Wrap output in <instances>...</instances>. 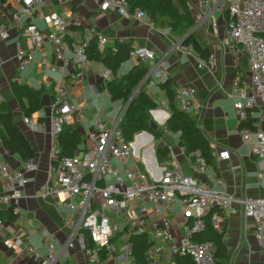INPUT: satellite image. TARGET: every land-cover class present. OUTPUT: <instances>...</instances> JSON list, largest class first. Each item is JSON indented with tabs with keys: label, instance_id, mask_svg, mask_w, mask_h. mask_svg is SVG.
Returning <instances> with one entry per match:
<instances>
[{
	"label": "built area",
	"instance_id": "2783aa9c",
	"mask_svg": "<svg viewBox=\"0 0 264 264\" xmlns=\"http://www.w3.org/2000/svg\"><path fill=\"white\" fill-rule=\"evenodd\" d=\"M14 1L21 5L19 11L0 10V41L8 40L12 30L16 32L14 58L18 73L33 63V51L41 49L45 43L51 44L55 62L48 70L54 76L55 86L46 119L37 120L32 116L22 119L31 131H47L50 137L49 168L35 198H53L56 207L69 213L63 220L67 239L59 251L47 230L41 231L47 248L45 257L24 242L20 234L4 238L3 245L17 255L26 250L39 264H57L65 250L75 247L84 252L89 264H135L128 238L139 236L147 241L144 256L148 264H177V258H190L194 264H218L215 245L195 242L192 236L204 230L205 217L216 228L220 213H227L233 204H238L244 219L253 223L255 241L264 251V196L235 198L227 194L221 178L207 175L206 160L199 152L189 155L193 159L190 167L195 177L185 174L178 163L179 156L187 155L185 148L179 146L180 131L172 133L163 128L162 134L173 140L170 144L163 142L168 149L167 162L163 165L156 160L154 148L158 142L152 143L153 136L139 132L131 141H126L118 127L120 118L109 123L95 119L86 134L88 145L77 149L72 156L63 155L59 136L72 126L74 115L80 116L68 100L69 68L85 67L86 50L92 40L98 46H106L108 40L94 27H89L81 41L68 44L65 41L68 28H81L84 22L72 9H66L63 16L55 10L65 8L66 0ZM205 2L212 3L214 11L226 13L227 37L223 44L234 58L247 60V75L244 78L242 73H236L230 97L242 140L249 143L251 136L255 138L250 151L257 158V179L264 187V0ZM37 9H47L42 19L47 29L54 28L55 32L41 30L29 21ZM98 9L103 13L115 12L122 18H148L140 9L131 10L130 0H98ZM147 26L163 37L172 35V28L159 30L150 20ZM183 39L175 37V47H179ZM128 57L147 64L153 80L167 79L164 55L156 56L146 47H131ZM213 65L214 57L210 55L198 63V68L211 70ZM72 75L81 79L75 71ZM108 75L106 71L103 76ZM16 81L20 82L21 78ZM173 100L179 111L193 112L196 89L192 85L177 86ZM248 122L250 127L245 126ZM145 146L148 148L140 154ZM209 155L217 160H227L230 156L226 150L216 148H211ZM37 171L34 159L22 162L19 170L0 165V179L5 186L0 204L8 206L12 215L20 214L23 189L35 183ZM196 175L206 177L217 188L205 185ZM177 220L181 231L175 236L173 227ZM3 224L0 218V229ZM120 243L125 244L120 246Z\"/></svg>",
	"mask_w": 264,
	"mask_h": 264
},
{
	"label": "crops",
	"instance_id": "0c3cea01",
	"mask_svg": "<svg viewBox=\"0 0 264 264\" xmlns=\"http://www.w3.org/2000/svg\"><path fill=\"white\" fill-rule=\"evenodd\" d=\"M187 3L194 23L190 32H194L198 42L207 48L208 56L214 57V65L211 70L198 68V63L206 59L200 58V54L191 48L182 45L175 47L174 38L177 36L172 34L166 38L154 30H150L147 26L148 18L138 20L133 16L122 18L115 12L103 13L98 9V0H66L65 8L56 7L55 10L63 16L62 13L66 9H72L78 12L84 22L81 28H68L65 37L68 44L81 41L86 29L94 27L108 40L106 46H99L100 50L113 47L115 41H120L130 43L131 47H146L153 51L156 56L164 55L168 72L166 80L171 83L170 90L173 92L180 85H192L196 89V100L192 113L197 126L209 140L210 148L229 152L230 156L227 160H217L211 157L207 164V175L221 178L226 193L235 198L263 197L264 187L259 184L257 179V158L252 156L250 151V144L255 143V138L251 136L249 143L242 140L239 123L232 109L233 98L230 97L236 73H242L244 78L247 75V60L244 57L234 58L223 44L227 37V15L225 12L214 11V5L206 3L205 0H187ZM20 7L21 5L14 0H0L1 11L12 13L19 11ZM43 13H47V9L35 10L29 21L41 30L55 32L54 28L47 29L42 19ZM16 35V32L12 30L8 40L0 41V103L5 102L7 104L13 113L14 122L34 150V161L38 166V171L35 174V183L29 184L23 189V198L19 206L20 214L15 221L6 219V216L10 214L9 208L0 204V213L5 218L3 227L0 229V264H39L38 261L32 259L26 250H23L19 255L14 254L3 245L2 240L20 234L24 242L33 246L41 257H45L47 248L42 242L41 231L47 230L51 233L55 249L61 250L68 234L67 230L63 228V220L69 212L56 207L53 198L45 200L35 198V195L41 190L49 168L50 137L47 131L33 132L23 123L24 115L13 95L11 84L16 82L20 85H27L40 92V100L46 95L51 102L55 80L48 70L55 62L51 44L45 43L41 49L33 51V63L24 72L18 73L14 58ZM22 43L24 47L27 46L25 39H22ZM136 62L133 60L126 61L118 68L115 76L124 75ZM92 63L95 65L91 66ZM74 71L81 75L80 80L72 75ZM106 71L108 70L95 60H87L85 67L69 68L70 74L67 77L68 100L80 112V116L74 115L73 124L67 129L79 131L80 144L77 149L85 148L88 145L86 134L92 128L95 119L109 123L121 118L123 113L121 101H112L107 90V92L105 90L97 91V83L103 79L110 81L114 77L108 71L109 75L104 78L103 75ZM19 77L21 81L17 82ZM142 82L141 89H144L147 95L155 99L158 104L154 110L156 114L151 115V120L157 125L155 131L160 134V139L157 142L170 144L173 140L162 134L163 125L171 114L166 92L158 86L162 81L153 80L148 71ZM92 94L96 97L101 95L103 100L107 101V104L109 101L110 104L94 110L91 106L93 103ZM173 106L176 108L174 100ZM109 110L112 111V115L107 113ZM47 114L48 107H41L39 111L30 116L33 119L45 120ZM245 126L250 127V122L246 123ZM190 160L193 159H190L189 155L178 157L182 171L195 177L190 167ZM3 164L11 169L19 170L22 161L17 155L5 148L0 141V165ZM196 177L205 185L217 188V185L208 181L206 177L197 175ZM4 193L5 186L3 180L0 179V196ZM215 229L222 234V243L226 249L229 264H264V251L255 241L253 223L244 219L241 206L233 204L227 213H220V222ZM180 231V221L177 220V224L173 227V233L178 236ZM124 244L120 243L119 245L124 246ZM57 264L89 263L84 252L75 247L65 250L60 255ZM157 264L162 263L158 262Z\"/></svg>",
	"mask_w": 264,
	"mask_h": 264
},
{
	"label": "trees",
	"instance_id": "16d2710c",
	"mask_svg": "<svg viewBox=\"0 0 264 264\" xmlns=\"http://www.w3.org/2000/svg\"><path fill=\"white\" fill-rule=\"evenodd\" d=\"M131 10L140 9L146 13L148 19L159 30L172 28V34L184 38L181 45L190 47L200 54V58L207 59L209 52L197 40L195 33H189L193 26V17L187 0H130ZM131 44L115 41L113 47L100 50L96 41L92 40L86 50V59L95 60L113 74V79L101 80L96 84L97 91L107 90L112 101H121L126 104L136 92L139 84L146 78L149 67L143 62L137 61L130 70L120 77H116L118 68L128 61ZM158 86L166 92L170 116L165 121L163 128L176 133L180 131L179 146L184 147L186 154L199 152L208 164L211 160L209 155L210 143L205 134L197 126L192 112H182L174 108V91L170 90L171 83L165 80ZM11 89L16 101L21 107L24 116L39 111L40 92L27 86L12 82ZM158 107L155 99L147 95L144 89H140L132 98L130 105L125 112L119 129L126 141H131L133 136L139 132L150 133L156 140L160 134L150 128L151 111ZM0 141L14 155H17L22 162L34 159L35 153L13 119V113L5 102L0 103ZM80 144V133L74 129H64L59 136V145L62 154L72 156ZM158 164L167 162L168 149L165 146L155 152ZM0 218L4 216L0 213ZM6 219L15 221L17 216L11 213ZM195 242H211L215 245V259L218 264H229L226 249L222 243V234L210 224L208 217H205V228L202 232L192 236ZM132 244V257L135 264H148L144 252L147 248V241L143 237L133 236L129 238ZM177 264H194L190 258H177Z\"/></svg>",
	"mask_w": 264,
	"mask_h": 264
},
{
	"label": "water",
	"instance_id": "95a60500",
	"mask_svg": "<svg viewBox=\"0 0 264 264\" xmlns=\"http://www.w3.org/2000/svg\"><path fill=\"white\" fill-rule=\"evenodd\" d=\"M191 33V32H190ZM142 84H143V82L140 84V86L137 88V91H139L140 89H141V87H142ZM136 91V92H137ZM135 95V94H134ZM134 95L130 98V100L128 101V103L126 104V106H125V108H124V111H123V113H122V115H121V118H120V120H119V124H118V127H119V125H120V122H121V120H122V118H123V116H124V114H125V112L127 111V108H128V106L130 105V103H131V100H132V98L134 97ZM40 105H41V107H48L49 105H50V102H49V98H48V96H43L42 98H41V100H40ZM156 114V112L155 111H152L151 112V115H155ZM150 128H151V130H153V131H155L156 129H157V125H156V123L153 121V120H151L150 121ZM165 147V145L162 143V142H160V143H158L157 145H156V147L154 148V151L156 152L158 149H160V148H164ZM138 149V148H137ZM154 151H153V153H154ZM137 152H138V150H137ZM154 156V155H153Z\"/></svg>",
	"mask_w": 264,
	"mask_h": 264
},
{
	"label": "rangeland",
	"instance_id": "374dc122",
	"mask_svg": "<svg viewBox=\"0 0 264 264\" xmlns=\"http://www.w3.org/2000/svg\"><path fill=\"white\" fill-rule=\"evenodd\" d=\"M90 65L93 66V65H95V63H92V64H90ZM105 92H107V91L105 90ZM107 93H108V92H107ZM108 94H109V93H108ZM94 96H95V95L92 94V97H91V99H92V101H93V103H92L91 106L93 107L94 110H96V109L99 108V107H103V108H104V107H106V106H108V105L110 104L109 101H108V104H107V101H104V100H103L104 98H102L101 95H99L100 97H99V96H97V97L95 96V97H94ZM124 106H125V104H124L123 107H122V112H123V108H124ZM122 112H121V113H122ZM107 113H108V114H111V115L113 114L112 111H110V110L107 111ZM118 114H119V112H118ZM150 116H151V115H150ZM156 142H157V140L153 137V142H152V143H156ZM146 148H148V147L145 146L144 148H141V150H140V154H142V152H143ZM140 167L143 168L141 164H140ZM165 247H168V244H165ZM116 264H119V263L117 262Z\"/></svg>",
	"mask_w": 264,
	"mask_h": 264
}]
</instances>
